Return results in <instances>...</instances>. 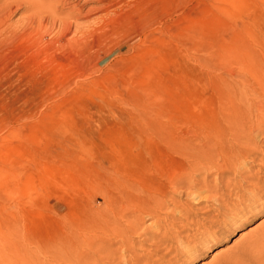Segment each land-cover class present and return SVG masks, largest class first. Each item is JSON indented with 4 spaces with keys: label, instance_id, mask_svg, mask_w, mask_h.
I'll use <instances>...</instances> for the list:
<instances>
[{
    "label": "rangeland",
    "instance_id": "1",
    "mask_svg": "<svg viewBox=\"0 0 264 264\" xmlns=\"http://www.w3.org/2000/svg\"><path fill=\"white\" fill-rule=\"evenodd\" d=\"M20 1L0 0V264H264V131L227 127L264 116V0H147L146 30L117 5L64 39L48 18L40 43Z\"/></svg>",
    "mask_w": 264,
    "mask_h": 264
},
{
    "label": "bare ground",
    "instance_id": "2",
    "mask_svg": "<svg viewBox=\"0 0 264 264\" xmlns=\"http://www.w3.org/2000/svg\"><path fill=\"white\" fill-rule=\"evenodd\" d=\"M24 3H30V5H31V7L33 8V9H35V11H37V13L39 14V16L37 17L36 16V14H34L33 15V17H31V21H30V23L25 27V29L23 30V34L24 35H32V36H34V38L37 40V41H39V43L43 40V34H41V26H43L42 24H44L43 22H46L45 20H48V18H49V21H51V23H52V27L54 28V27H58V36H59V38H65L66 36H67V34L69 33V31H71L72 29H73V27H75V32H77L80 28H81V26H79L78 24H75V20L77 21V20H83V19H86L87 17H88V13L89 12H92V11H100V12H104L103 13V15L102 16H100V17H98V21L97 22H93L92 24H94V25H96V23L97 24H99V29H103V28H107V27H109V26H111V24H113V22H114V24L116 23V24H118L117 22H115L116 20H118L120 17L119 16H121L123 13H126L127 14V16H126V18L128 19V18H130V19H128V21L130 20L131 21V23H133V25L134 26H140L141 27V30H146L147 28H149V27H151L152 25H154V24H157L158 22H154L152 19H151V17L149 18V15L146 13V9H147V7H148V5H147V0H93L95 3H98V6L97 7H91V9L88 11V12H86V13H84L83 12V9H84V7L81 9V6L79 5V4H77V5H75V4H73V6H70L69 8H70V11L68 12L67 11V13H63V12H61V7L62 8H64L63 6H65V5H68V4H72L73 3V1L74 0H56V3L55 2H53L54 4H52V3H50L49 5L48 4H45V3H43L42 2V0H22ZM22 1H20V2H22ZM55 1V0H54ZM88 1V0H87ZM92 1V0H91ZM8 2V1H7ZM78 2H80V1H78ZM202 3V2H201ZM7 4V3H6ZM9 4V3H8ZM15 4H16V1H15ZM9 5H11V2H10V4ZM13 5V4H12ZM117 5H120L124 10H123V12H122V14H121V12H119V11H117V10H115L116 8V6ZM2 7H4L5 5H1ZM0 6V7H1ZM85 6V5H84ZM13 7V6H12ZM119 7V6H118ZM5 8V7H4ZM6 9H8V8H6ZM5 9V10H6ZM10 9H11V6H10ZM9 9V10H10ZM2 10H3V8H2ZM2 10L0 11V12H2ZM120 10V9H119ZM121 11V10H120ZM7 13V12H6ZM6 13H4V15H7ZM32 13V12H31ZM136 13H140L141 14V18L139 19V21L138 22H135V19L133 18V16L134 15H136ZM129 14H131V15H129ZM9 15V14H8ZM7 15V16H8ZM92 15V14H91ZM101 15V14H100ZM129 15V16H128ZM137 16V15H136ZM6 17V16H5ZM4 18V17H3ZM2 18V19H3ZM97 19V18H96ZM124 19V18H123ZM127 19H125V20H127ZM6 19H4V21H5ZM8 20V19H7ZM122 20V19H121ZM123 22V21H122ZM125 22V21H124ZM1 23H3V22H1ZM91 23V22H90ZM160 23V22H159ZM91 24V25H92ZM122 24V23H121ZM162 25H163V22L161 23ZM24 25V24H23ZM94 25H93V27H94ZM51 26V25H50ZM122 26V25H121ZM7 27H8V25H7ZM24 27V26H23ZM89 27H90V25H89ZM113 27V26H112ZM167 28H166V30H168V32L169 33H171L172 35H173V33H172V29L169 27V25L168 26H166ZM22 28V27H21ZM95 28V30H96V27H94ZM93 28V29H94ZM109 28H111V27H109ZM164 28V27H163ZM3 29V28H2ZM9 29V28H8ZM7 29V30H8ZM47 29V28H46ZM120 29H122V28H120ZM19 30V29H18ZM53 30H55V28L53 29ZM92 30V29H91ZM9 31H10V29H9ZM104 31V30H103ZM3 32V31H2ZM86 32V31H85ZM84 32V33H85ZM89 32V31H88ZM88 32H86L84 35H82L83 36V39H82V36H80V38H77V40L74 42V44L76 45V44H78V45H76L77 47H79L80 45L82 46V41H84L85 39L87 40V38L88 37H90L91 35H92V33H91V31L88 33ZM93 32V31H92ZM106 32H108V29H107V31H105V33ZM114 32V31H113ZM167 32V33H168ZM16 33H17V31H16ZM44 33H45V31H44ZM79 33V32H78ZM77 33V34H78ZM122 33V32H121ZM120 33V34H121ZM166 33V32H165ZM7 34V33H6ZM9 34V33H8ZM56 34V33H55ZM94 34V33H93ZM110 34H112V33H110ZM110 34H109V36H110ZM114 34V33H113ZM117 34V33H116ZM119 34V35H120ZM123 34V33H122ZM1 36V35H0ZM92 37H94V35H92ZM119 37V36H118ZM4 38V37H3ZM33 38V37H32ZM63 38V39H64ZM115 38V37H114ZM55 39V38H54ZM93 39V38H92ZM56 40V39H55ZM33 41V40H32ZM66 41V40H65ZM61 42L62 41H60V43L59 44H61ZM82 42V43H81ZM84 42H86V41H84ZM90 42V41H89ZM144 43H147V39L145 38L144 39V41H143ZM44 43V42H43ZM42 44V43H41ZM45 44V43H44ZM43 44V45H44ZM55 44V43H54ZM51 45V46H56V45ZM63 44H65V43H63ZM38 45V44H37ZM50 45V44H49ZM62 45V44H61ZM84 45V44H83ZM41 46V45H40ZM46 46V45H45ZM58 47V46H57ZM76 49V48H75ZM84 50V49H83ZM63 51H65V50H63ZM79 51V50H78ZM81 53H82V51H81ZM85 53V52H84ZM251 96H257V92L256 91H251V92H248L246 89H244L242 92H241V98L246 102V104H248V102L249 101H251L252 100V98H251ZM261 110H254V109H252L251 107L250 108H248L247 107V110H245L244 111V113H245V115H246V120H249L250 122H251V125H248L246 122L244 123V124H242V126L240 125V124H238V125H236L234 128H233V125H231V124H227V127L229 128V131L231 132V133H233L234 135L233 136H236V137H231V139H232V141H234L237 145H239V146H242V145H240V143H242V142H244L242 139H238V137L237 136H241V135H243V134H245V133H247V132H249V133H253V135H254V133H259L260 135L259 136H261L262 134H263V131H264V125L262 126L261 124H262V122L264 121V116H263V113H262V115L260 114L259 115V112H260ZM243 123V122H242ZM260 127H263V128H260ZM245 135H247V134H245ZM251 135V134H250ZM256 135V134H255ZM262 136H264V134L262 135ZM261 136V137H262ZM230 138V137H229ZM249 138H248V136H247V140H248ZM226 138H225V140H222V142L223 143H219V144H225L226 143ZM224 141H225V143H224ZM239 141H240V143H239ZM213 142V144H214V142L215 141H209V146H210V144ZM227 142H229V139L227 140ZM205 144H206V142H204ZM230 143H231V141H230ZM244 143H246V142H244ZM243 143V144H244ZM212 144V145H213ZM226 144H228V143H226ZM232 144V143H231ZM215 145V144H214ZM233 146L235 145V144H232ZM246 145V144H245ZM207 146V145H206ZM205 146V147H206ZM226 146V145H225ZM230 147L232 150H234V149H236L237 150V148H234V147ZM250 146V145H249ZM204 147V145H203V148H205ZM212 147H214V146H212ZM218 147V145L217 146H215V148H217ZM219 147H220V145H219ZM218 147V149H220V151L219 152H223L222 154L224 155H226L227 153L226 152H228V151H226V150H224V151H222V148L224 147H220L219 148ZM236 147V146H235ZM243 147H245V146H243ZM246 147H247V145H246ZM202 147H200V149H201V151H204V149H203ZM225 148V147H224ZM223 148V149H224ZM226 148H227V146H226ZM234 148V149H233ZM239 148V147H238ZM200 149H199V151H200ZM209 149V148H208ZM231 149H229L230 151H231ZM240 149V148H239ZM243 149V148H242ZM210 150V149H209ZM234 151V154H235V152H237V151ZM243 150H245V149H243ZM226 151V152H225ZM240 151V150H239ZM238 151V153L241 155H243V153H242V151H241V153ZM245 151H247V150H245ZM249 151H251L250 149H249ZM225 152V153H224ZM248 152V151H247ZM205 153V152H204ZM209 153H210V151H209ZM230 153V152H229ZM236 154V156L237 155H239V154ZM246 153V152H245ZM252 153L253 152H251L250 153V155H252ZM256 153V152H255ZM212 154V153H211ZM248 153H246V155H247ZM203 155V154H202ZM228 155V154H227ZM231 156H232V154H230ZM241 155V156H242ZM250 155H249V157H250ZM199 156H201V155H199ZM199 156L198 155H196V157H198V159H199ZM234 156V155H233ZM240 156V157H241ZM248 156V155H247ZM223 157V156H222ZM225 157V156H224ZM223 157V158H224ZM235 157V156H234ZM234 157H232V158H234ZM244 157V156H243ZM242 157V158H243ZM246 157V156H245ZM229 158V157H228ZM232 158H230L229 159V161L232 159ZM237 158H238V156H237ZM248 158V157H247ZM205 159L206 158H204V160H203V162L205 161ZM222 159V158H221ZM224 159H227V158H224ZM235 159V158H234ZM201 160H202V157H201ZM195 161H197V160H195ZM194 161V162H195ZM199 161V160H198ZM219 161H220V159H219ZM224 161V160H223ZM222 161V162H223ZM201 162V161H200ZM226 162H227V160H226ZM232 162V161H231ZM239 162V161H238ZM191 163V162H190ZM197 163V162H196ZM202 164V163H201ZM200 164V165H201ZM227 164V163H226ZM233 164V163H232ZM189 165V164H188ZM192 165V164H191ZM191 165H189V167L191 166ZM219 165V164H218ZM230 166V165H229ZM154 167V166H153ZM192 167V166H191ZM200 167V166H199ZM223 167H225V166H223ZM155 168V170H156V166L154 167ZM186 168V167H185ZM195 169V168H194ZM205 169V168H204ZM224 169V168H223ZM226 169V168H225ZM192 171H194L193 169H191L190 170V168L189 169H185L183 172H185V173H187V175H189L190 176V174L189 173H193ZM195 171H196V169H195ZM225 171V170H224ZM180 174V173H179ZM194 174V173H193ZM181 175H183V174H181ZM185 176H186V174L184 175V177L182 176V178H185ZM177 177V176H176ZM188 177V176H187ZM191 177V176H190ZM193 177V176H192ZM191 177V178H192ZM178 178V177H177ZM180 178V177H179ZM205 178V177H204ZM187 179V178H186ZM185 179V180H186ZM189 179V178H188ZM200 179V178H199ZM180 180H183V179H181L180 178ZM190 180V179H189ZM192 180V179H191ZM194 180V179H193ZM177 181V180H176ZM197 181V180H196ZM194 182V181H193ZM174 183V182H173ZM178 183H180L179 181H178ZM183 184V182L181 183V185ZM167 185V184H166ZM169 185V184H168ZM179 185V184H178ZM183 185H185V184H183ZM199 185V184H198ZM189 186V185H188ZM195 186V185H194ZM176 187H178V186H176ZM193 187V186H192ZM171 188V187H170ZM157 190V189H156ZM186 190V189H185ZM158 191V190H157ZM166 191V190H165ZM182 191V190H181ZM180 191V192H181ZM153 192V191H152ZM163 194V193H162ZM195 199L197 198V194H196V196L194 197ZM139 209V208H138ZM137 211V210H136ZM130 212H131V210H130ZM69 219V218H68ZM70 220V219H69ZM69 220H67V221H69ZM72 222V221H71ZM106 223V222H105ZM70 224V223H69ZM130 225H132V224H130ZM110 228V227H109ZM102 229V228H101ZM67 232V231H66ZM104 234V233H103ZM115 234V233H114ZM110 235V234H109ZM116 235V234H115ZM60 238V237H59ZM110 239V238H109ZM153 239V238H152ZM83 240V239H82ZM86 241V240H85ZM61 242V241H60ZM159 242V241H158ZM60 244V243H59ZM103 256V255H102ZM103 258V257H102ZM159 260V259H158ZM27 261H29V260H27ZM133 261V260H132ZM131 261V262H132ZM152 262H153V260H152Z\"/></svg>",
    "mask_w": 264,
    "mask_h": 264
}]
</instances>
